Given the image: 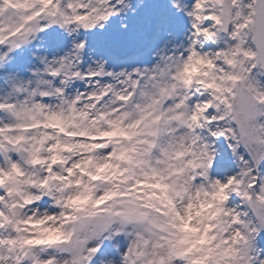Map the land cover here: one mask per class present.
Instances as JSON below:
<instances>
[{"label":"snow or ice","instance_id":"6c2138e0","mask_svg":"<svg viewBox=\"0 0 264 264\" xmlns=\"http://www.w3.org/2000/svg\"><path fill=\"white\" fill-rule=\"evenodd\" d=\"M0 264H264V0H0Z\"/></svg>","mask_w":264,"mask_h":264}]
</instances>
